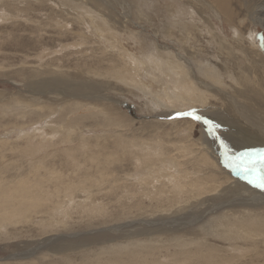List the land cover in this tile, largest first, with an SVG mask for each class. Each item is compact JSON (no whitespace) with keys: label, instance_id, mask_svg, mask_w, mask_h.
Segmentation results:
<instances>
[{"label":"bare ground","instance_id":"bare-ground-1","mask_svg":"<svg viewBox=\"0 0 264 264\" xmlns=\"http://www.w3.org/2000/svg\"><path fill=\"white\" fill-rule=\"evenodd\" d=\"M58 1L61 7L67 4L74 7L78 11L75 17L92 29L103 43L105 41L107 45L118 49L119 53L85 55L75 79L51 71L38 73L27 85L28 91L23 88L18 94H13L9 102L3 101L4 103L0 104V112H5L6 109V112L15 114L14 117L21 118L34 112L38 115V119H49L58 112L60 118L64 112L68 115L79 113L77 116L81 119H72L75 123L88 118L87 115L80 114V110L86 108L94 118L92 127H101L103 131L112 134L111 141L114 145L107 151V138L103 143L98 140L96 143L93 141V148L89 147V152L84 154V157H80L84 158L82 166L77 164L78 162H73L76 156L74 155L69 166L72 168L79 166L77 170L81 172L74 177L69 176V180L63 173L59 174L60 171L49 169L52 165L48 164L47 167L43 166L47 168L44 177L33 176L35 179L29 182L35 181V184L20 179L16 185H0V229L27 221V214L43 206L51 215L63 213L66 217L69 212L78 208L75 204L81 205L83 211L89 208L90 213L97 215L107 211V205L103 200L110 197L113 198L116 206L122 209L121 215L118 216L119 220H126V224L110 228L118 232L117 236L119 232L124 233L121 236L125 239V244H114L102 250L114 251L109 259L112 264H141L147 261L157 264H228L240 256L235 252L243 251L242 255L245 254L242 242H255L261 239V243H264V192L248 184L229 164H226V152L218 146L219 140L214 135L200 130L199 136H195L197 133L195 123L189 120H170V116L167 117L170 114L174 115L175 110L188 105L202 106L208 110L207 114L216 115L223 121V135L229 141L226 151L232 156L251 147H264V53H256L254 50L245 51L239 44V50L242 49L245 53H225L224 59H221L218 53L200 52L192 56L184 52L178 53L176 46L180 45L169 42L175 37L174 31L177 29L185 36L193 32L191 24L185 21L186 17L181 16L183 14L193 17L190 22L195 24V12L190 10L191 7L189 10L186 9L187 11L184 10L185 8L178 9L179 7L173 9V19L169 21V28L156 31L155 35L151 34L150 43H146L147 46L140 54L131 53L121 47L123 34L120 35V32L116 30L117 33L115 29L103 23L100 19L101 14L89 6L91 2L102 10L109 11L114 7H121L120 12L117 13L116 10L113 12L122 18L126 29H129V24L132 23L137 28L145 29V25H142L144 22H141L142 24L134 22L130 17L131 7L126 5L127 0H85L81 5H76L75 0ZM214 1L216 4L209 3L208 0H195L193 3L189 0V4L202 11L206 8L217 9L215 13L219 16L224 14L229 16L228 1ZM86 3H89V7ZM263 21L261 19V22ZM57 23L60 25L63 22L58 19ZM130 29L126 31L127 36L129 35L127 39L135 42H141L142 38H147L149 35L148 32L146 33L147 29L146 31L131 27ZM84 32L81 36H84L86 33ZM192 34L194 38V33ZM161 36L162 40L164 37L170 39L169 42L167 40L160 42L158 39ZM143 41L147 40L143 39ZM190 42L192 43L191 39ZM80 44L82 43L75 45ZM179 49L182 50L181 46ZM86 58H93L95 64L87 63ZM84 81L87 86H84ZM125 92L143 102L147 112L141 117L140 124L146 125L144 129H148L149 136L151 134L154 138L131 136L135 119L130 116V112L124 111L119 106L120 100L115 96L124 95ZM212 99L220 101L223 111L218 108L219 113L215 114L217 110L207 109L208 105H212ZM160 114L165 115L163 117L165 120H160L162 118ZM47 128L54 127L47 126ZM219 128L221 129V126ZM54 129L58 132V128ZM170 131L175 135L174 142L165 141L163 138V133L172 136ZM39 134L41 136V133ZM65 137L67 138L68 135ZM167 143L175 148L177 155L165 153L167 152L165 148L169 147ZM35 146L38 147V143ZM128 152H131V158L134 157L132 158L135 161L134 172L126 173L124 179L114 178V169L110 166L117 159L122 161L124 157H129ZM39 170L40 168L37 167L34 175L40 174ZM72 172L74 175L75 169ZM109 172H112V177ZM45 177L62 186L55 184V189L49 190L50 185L42 181ZM106 184L109 186L104 193H101ZM85 186H92L96 191L86 189ZM77 190L88 197L75 202L73 196ZM100 194L104 198L101 201L100 198H96ZM54 198L58 203L51 211L49 209L53 205L50 204ZM136 198L140 199L139 206L134 209L133 199ZM210 239L227 243V250L234 252L236 257L229 254L231 251L228 253L225 251L223 256L215 255L217 248L208 244ZM69 243L74 241L71 240ZM172 247L173 255L163 253L164 250ZM47 248L58 253H63L66 249L61 246ZM126 250H131L132 253L128 251L127 254L124 252ZM103 252L102 254L105 253ZM258 263L264 264V261ZM26 264L31 262L28 261Z\"/></svg>","mask_w":264,"mask_h":264},{"label":"rangeland","instance_id":"rangeland-1","mask_svg":"<svg viewBox=\"0 0 264 264\" xmlns=\"http://www.w3.org/2000/svg\"><path fill=\"white\" fill-rule=\"evenodd\" d=\"M191 1L193 3L195 0ZM208 1L209 3L213 2L216 4L214 0ZM227 1L229 8L227 12L229 13V16L228 14L227 16L225 14L224 16H219V14L215 13L218 11L217 9L211 10L206 8L202 11L193 4H189V0H127V2H125L126 5L131 7L130 17L134 22L136 21L140 24H142L141 22H144L142 25H145V29L143 27L137 28L133 23L132 25L129 24V29H126L122 18L117 15V13L121 11V7H114L112 11L103 9L104 12L94 3V5L91 2H89L90 5L89 3L86 4L93 10L95 8L96 11L101 14L100 19L103 20V23L115 29L114 31L117 30L120 32V35L123 34L121 36V47L122 49L129 50L131 53L140 54L145 49L144 47L147 46L146 43H150L152 38L150 36L151 34L155 35L157 33L156 31H164L169 28V21L173 19L172 13L173 9L176 7H179L178 9L185 8L184 10H189L191 7L190 10L195 12V24L190 22V19L193 17L188 15L184 16L183 14L181 15L183 18L186 17L185 21L187 24H191V31L193 32L190 33L189 37L182 34V32L177 31V29L174 31L176 32L175 37L171 40L165 37L162 40V36L158 40L160 42L170 40V42L168 41L170 44H173L174 42L178 43L183 50L179 49L180 46H176L178 53L184 52L188 56L200 52L204 54L218 53L220 54L221 59H224L225 53H245L247 50H254L256 53H264V21L261 22V19L264 20V0ZM74 2L76 5H81L85 0H75ZM69 6L71 5L67 4V6L61 7L58 0H0V104L9 102L12 95L18 94L21 89L24 88L26 90L28 88L27 85L34 80L38 73L51 71L64 76L68 75L71 77L70 79H75V76H77V73L79 72V66L83 64L82 58H85V55L88 56V54L92 53L93 55L94 53H119L118 49L107 45V42L105 43L104 41L103 43L100 40V37H97L92 29H89L87 25L85 26L84 22L81 23V21L75 17L78 11H76L74 7ZM114 10L117 11L116 14L113 12ZM196 14H198V16ZM58 19L64 23H60L62 26L58 25ZM130 27L135 30L139 29L140 31H146L147 29L146 33H149L147 37L149 39L144 37L140 40L141 42L127 39V37L129 38V35L127 36L128 33L126 31L131 30ZM83 32L85 34L84 36H81V33ZM192 33H194V38ZM181 34L185 37H182ZM143 39L147 41H143ZM179 39L183 41H180ZM184 39H186L187 42L186 40L184 41ZM190 39L192 43L190 42ZM80 42L82 43L80 44L81 46L75 45ZM183 43L185 45H183ZM238 44L241 45L245 51L242 49L239 50ZM254 47L256 48L254 49ZM86 60L87 63L95 64L93 58H86ZM235 70L237 71V69ZM83 84L84 86H87L85 85V81ZM129 94L130 93L125 92L124 95L117 94L115 96L120 100L119 106H121L124 111H128V113L130 112V116L135 119V124L133 125L134 128H131L133 133L131 136L137 135L136 137H143L145 139L150 137L154 138L151 134L149 136L147 132L148 129H144L146 128V125L140 124L142 123L141 117L146 115V107L142 101ZM211 104L212 105L207 106V109L217 110L220 108L221 111H223L220 101L212 99ZM127 105L130 108H128ZM193 109L196 110L198 115L203 117L202 120L196 121L191 117H177V115H175L178 112L191 111ZM87 110L88 109L86 108L80 110V114L87 115L88 118L84 121H76L75 123L72 119L79 120V113H77V116V114L68 115L64 112V115L60 118V112H58L52 115V118L38 119V115L34 112H32L34 115L30 113L24 118H21L20 116L14 117L15 114L8 111L6 112V109L5 112L1 111L0 185H16L18 183L17 181L20 179L23 181L27 180L29 183L35 179L33 176L38 178L44 177L47 174V168L45 169L43 166L47 167L48 164L52 165L49 169L60 171L59 174L63 173L65 178L69 180V176L74 177L81 172V170H77L79 169V166L73 168L72 166H69L71 158L74 155L76 156H74L73 162H78L77 164L82 166V164H84V158L82 159L80 157H84V154H87L89 149L93 148L94 142L96 143L99 141L103 143L105 138H107L106 149L107 151L111 150L114 145L112 144L113 141H111L112 134H109L108 131H103V128L101 127H92L94 118L91 117L90 112ZM207 111L208 110H205L202 106L188 105L182 109L175 110L174 115L170 114L166 116H170V120H189L195 123L197 125V127H195L197 132L195 133V136H199L200 130L203 133L205 130L206 134H212L219 140L218 146L227 153V157H233L221 144V142H223L228 148L229 141L227 138H224L223 135V121L219 120L220 118L216 117V115L213 116L207 114ZM218 113L219 110H217L215 114ZM160 116L162 117L160 120H165V118H163L165 115L163 116L160 114ZM204 120H209L214 125L221 126V129L219 127H214L210 131V126L204 123ZM47 126L58 128L59 134L54 128H47ZM61 126L65 127L61 129ZM170 132L172 135V131ZM39 133H41V136H39ZM55 135L60 136L57 137ZM65 135H68V137L66 138ZM99 136L103 137L99 138ZM174 136V134L168 136L163 133V138L168 142H174L176 139ZM70 138L71 140H69ZM127 138L129 139L130 136L128 135ZM37 143L38 147L35 146ZM168 145V149L165 148L167 151L165 153H169L168 155H177L175 148L167 143V146ZM103 146H105V144H103ZM128 154L130 155L129 157H124L122 161L117 159L110 166L111 169H114V178L121 177L124 179L126 173L134 172L135 161L132 159L134 157L131 158V152H128ZM26 155L28 157H26ZM39 161H41L40 164ZM181 161L183 162V159H181ZM37 167L40 168V174L36 176L34 175V170ZM189 167H191V165H189ZM73 169H75L74 175L72 172ZM108 174L112 177V172H109ZM42 181L44 184L50 185L51 189L48 188L49 190L55 189V184L62 186V184L49 180L47 177ZM35 183L36 182L33 181L29 184ZM107 186H109V184H106L102 188L101 193L106 191ZM89 188L96 191L92 186L86 187V189ZM2 193H5V191H2ZM90 194L92 195V193ZM86 197L88 196H86L85 193L77 190L73 199L76 202L85 200ZM92 198L94 199V196H92ZM96 198H100L99 201L104 199L101 194L96 196ZM112 199L113 198L106 197L103 200L108 209L97 215L90 213L89 211L91 210H89V208H87L86 211H83V207L77 204H75V206H78V208L76 207L75 210L69 212L66 217H64L65 214L63 213L51 215L49 211L43 208L45 206H43L38 210L27 214V221L9 225L3 230L0 229V264H15L16 262L18 264H26L28 261H30L31 264H112L109 259L112 257L114 251L112 249H105L104 252H107L105 254L102 250H104L105 247L113 246L114 244H125L124 242H126L123 236H121L124 233L119 232L117 236L116 234L118 232L110 229L121 224H126L125 219L119 220L120 218H118V216L121 215L122 209L121 207L116 206L117 204ZM66 200L67 199H65V202ZM139 200L140 199L138 198L133 199L134 209L139 206ZM146 201L147 200H145V202ZM57 203L58 200L54 198L50 204L53 205V207L49 210L53 211V208ZM63 204L68 205V203ZM71 240H73L74 243H69ZM46 243H48V245ZM208 244L217 248L214 252L217 256H223L225 251L226 253L231 251L229 249L227 250V243L218 239H210L208 240ZM241 244H243L242 248H244L245 254L242 255L243 251H240L239 253L235 252L240 256L228 264H259L258 262L264 261V243H261V239H258L255 242H242ZM44 245H47V247L61 246L66 249L64 248L65 252L58 253L56 250L44 247ZM250 249L254 250L251 251ZM128 251L131 250H126L124 252L128 254ZM102 252L104 254H102ZM163 253L173 255L174 248L172 247L169 250H164ZM235 253L231 251L229 254L235 256ZM20 259L22 260L20 261ZM143 263L157 264V262L153 263V261L142 262L141 264Z\"/></svg>","mask_w":264,"mask_h":264},{"label":"snow or ice","instance_id":"snow-or-ice-1","mask_svg":"<svg viewBox=\"0 0 264 264\" xmlns=\"http://www.w3.org/2000/svg\"><path fill=\"white\" fill-rule=\"evenodd\" d=\"M177 117H191L193 120L200 121L203 119L201 115L196 113V110L178 112ZM204 123L210 126V131L214 125L209 120H204ZM222 146L227 148L221 142ZM226 155V164H229L237 175L241 176L248 184L264 192V147H251L245 151L237 153L229 158Z\"/></svg>","mask_w":264,"mask_h":264}]
</instances>
